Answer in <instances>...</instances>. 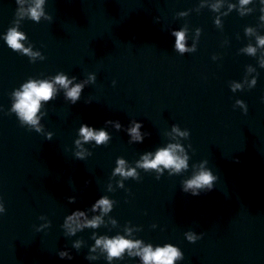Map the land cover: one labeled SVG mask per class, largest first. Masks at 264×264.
<instances>
[{"label":"water","instance_id":"95a60500","mask_svg":"<svg viewBox=\"0 0 264 264\" xmlns=\"http://www.w3.org/2000/svg\"><path fill=\"white\" fill-rule=\"evenodd\" d=\"M212 3L45 0V15L35 22L15 14L16 0H0V37L16 26L25 35L24 46L39 53L30 59L0 38V201L5 208L0 264H107L99 248L90 251L94 239L123 235L125 229L131 239L179 247L183 259L175 264H264V66L259 63L264 48L255 55L242 51L264 35V22L258 19L259 0H251L244 15L238 0H223L219 12ZM229 4L236 7L228 10ZM181 27L187 43L195 45L183 55L173 49L170 35ZM246 27L253 33L245 34ZM58 72L75 76L74 82L87 81L90 74L95 79L75 103L60 88L42 102L39 132L21 126L8 111L12 90L29 78L51 79ZM233 82L242 89L231 91ZM237 99L246 103V113L235 105ZM131 121H140L141 133H147L141 142L130 139ZM81 123L105 129L110 139L78 147ZM173 125L189 136L174 138ZM176 142L189 157L180 174L169 175L167 169H137L138 179L113 174L117 158L134 167L143 153ZM203 160L217 176L213 188L197 196L181 191V182ZM101 196L114 201L103 223L68 235L66 216L74 209L89 219L100 215L91 204ZM187 230L200 238L188 242ZM61 250L72 259H61ZM112 264L140 262L125 253Z\"/></svg>","mask_w":264,"mask_h":264},{"label":"clouds","instance_id":"9594fccd","mask_svg":"<svg viewBox=\"0 0 264 264\" xmlns=\"http://www.w3.org/2000/svg\"><path fill=\"white\" fill-rule=\"evenodd\" d=\"M18 8L16 15L18 17L27 16L35 22H39L40 18L45 15L43 11V4L45 0H32V2L25 7V0H16ZM223 0H215V3L210 5L211 9L215 12H219L222 7ZM251 3V0H238V11L241 15L250 12L247 7ZM260 15L258 17L260 22H264V0H259ZM236 7L234 4L228 5V10ZM227 12L222 13L226 15ZM183 15V13H181ZM217 26L220 25L219 17H216L213 21ZM199 30L197 29V32ZM252 27L245 28V34L253 33ZM174 37L172 44L173 49L179 54L183 55L185 52L195 51V45H189L187 43V31L181 27L179 29H173L170 33ZM4 43L11 50L19 52L29 56L30 59H34L39 55L38 52H34L29 47H25L22 41L25 39L24 33L19 31L18 27L13 26L3 33L2 37ZM257 48H264V35L256 36L255 45H247L242 51L248 55H255ZM261 66H264V58L259 59ZM249 71L253 69L249 68ZM95 76L90 74L87 81H76V77H69L63 72L56 73L51 79H32L29 78L20 84L18 88H14L11 92V105L8 109L9 112L15 114L18 122L21 126H26L37 132L40 131V109L42 102L50 101L58 91V88L64 90V95L71 103H75L88 81H94ZM115 83V81H113ZM255 85V78L249 82V87ZM242 89V84L239 82H233L230 85V90L235 92ZM261 103H264V96L260 97ZM235 105L239 106L242 113L247 112V105L244 101L237 99ZM235 108V106H234ZM105 123H112L115 128L119 129L121 125L118 121H105ZM142 124L140 121H131L130 127L127 132L130 139L134 142H141L144 135L140 129ZM172 133L175 137H188L189 131L187 129L181 130L178 126H172ZM78 138L74 143L78 147H82V142L94 141L97 145L106 144L110 139L109 133L103 129H95L92 126L81 123L77 130ZM51 136L49 135L48 139ZM83 150L76 153L78 158L83 157ZM188 155L185 149L179 142L168 143L162 147L157 148L154 152L143 153L139 160L136 161L134 167H129L126 160L123 158H117L116 167L113 169L114 175H119L124 179L131 177L132 179H138L139 173L137 169H143L145 172L155 171L156 173H162L165 169L169 171V175L180 174L182 171L188 169ZM158 178V177H157ZM217 180V176L213 173L212 169L208 166V161L203 160L195 171L181 182V191L189 193L193 196L199 195L201 192L210 191L213 188L214 182ZM123 187V182H119ZM74 198H69L73 200ZM114 201L106 196L97 198L92 204V211L99 210L100 215L93 216L89 219L85 211L80 209H74L68 214L63 222V227L68 235H74L78 230L84 228H97L103 223L102 216L109 213L112 209ZM5 212L4 204L0 201V214ZM115 223V221H112ZM130 229H125V233L116 234L114 236H99L94 239V244L90 247V251H95L99 248L103 253L104 259L107 264H112L114 260L120 259L125 253L128 256H135L139 258L140 264H175L177 261L183 259V253L179 247L172 243H164L153 246L151 243H144L140 239H131ZM95 237V233H93ZM184 238L188 242H195L200 238V234L192 230H187L184 233ZM80 246L79 241L73 243V247L78 248ZM61 259L71 260V255L66 250H61L57 253ZM86 259H95V256H86Z\"/></svg>","mask_w":264,"mask_h":264}]
</instances>
